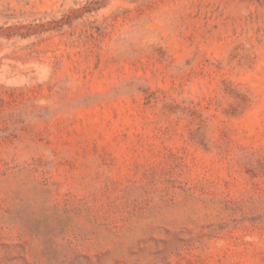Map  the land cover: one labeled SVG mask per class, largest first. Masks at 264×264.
Instances as JSON below:
<instances>
[{"label":"rangeland","instance_id":"1","mask_svg":"<svg viewBox=\"0 0 264 264\" xmlns=\"http://www.w3.org/2000/svg\"><path fill=\"white\" fill-rule=\"evenodd\" d=\"M0 264H264V0H0Z\"/></svg>","mask_w":264,"mask_h":264}]
</instances>
